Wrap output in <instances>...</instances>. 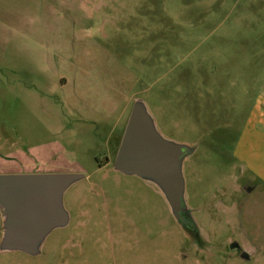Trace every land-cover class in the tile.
Returning <instances> with one entry per match:
<instances>
[{"label":"rangeland","instance_id":"obj_1","mask_svg":"<svg viewBox=\"0 0 264 264\" xmlns=\"http://www.w3.org/2000/svg\"><path fill=\"white\" fill-rule=\"evenodd\" d=\"M135 98L193 147L202 248L155 188L113 170ZM250 126H264V0H0V175H83L67 225L0 264H264V177L237 148Z\"/></svg>","mask_w":264,"mask_h":264},{"label":"water","instance_id":"obj_2","mask_svg":"<svg viewBox=\"0 0 264 264\" xmlns=\"http://www.w3.org/2000/svg\"><path fill=\"white\" fill-rule=\"evenodd\" d=\"M192 152L193 147L163 136L145 102L135 98L113 170L155 188L180 227L197 232L187 213L183 175V163ZM82 178L77 173L0 175V252L38 255L46 237L67 225L63 195Z\"/></svg>","mask_w":264,"mask_h":264},{"label":"crops","instance_id":"obj_3","mask_svg":"<svg viewBox=\"0 0 264 264\" xmlns=\"http://www.w3.org/2000/svg\"><path fill=\"white\" fill-rule=\"evenodd\" d=\"M241 134L237 145L239 159L248 168L254 170L257 175L264 177V156L260 158V152L258 151V148L264 149V126L261 128L250 126V128L243 130ZM263 152L264 150H262ZM257 159L261 161H257ZM246 190H249V188H246Z\"/></svg>","mask_w":264,"mask_h":264},{"label":"flooded vegetation","instance_id":"obj_4","mask_svg":"<svg viewBox=\"0 0 264 264\" xmlns=\"http://www.w3.org/2000/svg\"><path fill=\"white\" fill-rule=\"evenodd\" d=\"M188 208V207H187ZM187 213L188 215L191 217L192 221L194 222L193 218H192V213L191 211L187 210ZM195 223V222H194ZM195 225V224H194ZM184 232L186 233L187 237L189 238L190 242L195 245L196 247H200L202 248L203 245L205 244V241L204 239L202 238V236L200 235V233L197 231L195 232L194 230L192 229H188V228H185L183 229Z\"/></svg>","mask_w":264,"mask_h":264},{"label":"trees","instance_id":"obj_5","mask_svg":"<svg viewBox=\"0 0 264 264\" xmlns=\"http://www.w3.org/2000/svg\"><path fill=\"white\" fill-rule=\"evenodd\" d=\"M99 166H101V165L99 164Z\"/></svg>","mask_w":264,"mask_h":264}]
</instances>
